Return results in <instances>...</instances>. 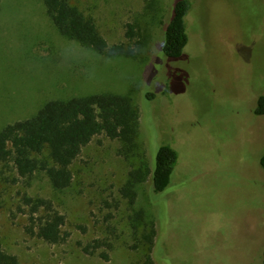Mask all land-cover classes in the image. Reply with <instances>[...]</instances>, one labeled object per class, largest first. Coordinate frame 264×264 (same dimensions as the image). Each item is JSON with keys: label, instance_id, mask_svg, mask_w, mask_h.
I'll return each mask as SVG.
<instances>
[{"label": "rangeland", "instance_id": "obj_1", "mask_svg": "<svg viewBox=\"0 0 264 264\" xmlns=\"http://www.w3.org/2000/svg\"><path fill=\"white\" fill-rule=\"evenodd\" d=\"M71 1L96 19L110 45L127 41L129 23H147V58L109 57L66 39L43 0H2L0 131L50 99L125 94L140 107L139 141L151 168L162 144L178 150V163L166 191L154 193L151 176L138 186L135 209L120 189L141 158L131 163L120 141L104 134L83 148L67 189H56L44 171L2 182L5 250L22 264H139L129 215L145 209L158 232L155 264H263L264 115L254 110L264 94V0H193L180 58L163 52V22L176 0H160L154 14L152 0ZM24 195L49 199L66 215L67 242L27 232ZM96 238L113 241L109 260L83 251Z\"/></svg>", "mask_w": 264, "mask_h": 264}, {"label": "trees", "instance_id": "obj_2", "mask_svg": "<svg viewBox=\"0 0 264 264\" xmlns=\"http://www.w3.org/2000/svg\"><path fill=\"white\" fill-rule=\"evenodd\" d=\"M160 0H152L148 14L158 11ZM46 13L59 33L85 48L109 57L147 58L152 34L147 23H129L127 41L110 45L101 33L96 19L86 14L71 0H43ZM194 7L193 0H176L167 22H163L165 38L163 52L169 58H180L189 42L188 16ZM2 0H0V13ZM138 36V37H137ZM145 55V56H144ZM144 56V57H143ZM143 57V58H142ZM148 98L155 93L147 92ZM255 115H264V94L259 95ZM141 110L130 95L96 93L46 101L32 116L6 124L0 131V215L4 209V192L1 183H17L31 179L44 171L52 185L59 190L69 188L74 180L73 163L83 148L96 136L106 135L120 141L118 152L133 163L120 189L128 205L134 208L138 198L137 188L151 176L154 193L170 187L178 163V150L162 144L151 168L140 144ZM259 163L264 171V151ZM28 208L20 211L27 215V232L52 244L68 241L70 232L65 229L67 217L49 199L23 196ZM129 221L136 237L134 247L143 252L139 264H155L152 254L156 245L157 228L154 219L145 209L135 210ZM113 248L109 238H96L83 245L87 254H99L110 259L108 250ZM100 249H103L100 251ZM0 264H22L16 255L7 252L0 239ZM264 264V251H263Z\"/></svg>", "mask_w": 264, "mask_h": 264}]
</instances>
